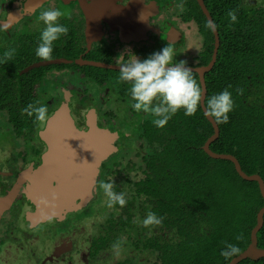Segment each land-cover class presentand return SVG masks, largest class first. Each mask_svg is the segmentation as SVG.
<instances>
[{
  "label": "trees",
  "instance_id": "16d2710c",
  "mask_svg": "<svg viewBox=\"0 0 264 264\" xmlns=\"http://www.w3.org/2000/svg\"><path fill=\"white\" fill-rule=\"evenodd\" d=\"M204 1L219 38L215 63L204 75V104L225 88L234 101L228 123L217 124L219 136L209 147L235 156L246 174H258L264 181V0ZM194 5L203 34L195 65H207L214 36L196 1ZM229 11H234L235 23L230 22ZM11 38L14 41L8 49H15V53L0 63V123L27 143L33 136L39 139L43 122L36 121L35 115L28 117L22 109L30 103L45 104L48 118L59 106L56 94L40 96L35 91L45 85L48 77H43L48 76V70L59 64L23 72L34 61L37 44L33 48L23 37ZM8 49L0 51V59ZM28 50L32 59L23 57ZM86 70L92 71L93 83L113 86V96L117 93L124 100L130 99L131 85L118 84V72L97 67ZM99 71L105 73L104 78L113 77L114 83L97 80ZM193 75L199 84L197 74ZM237 90L242 91L237 94ZM143 113L131 122L127 120V129L119 137L121 147L118 142L120 148L100 165L101 192L93 197L103 193L99 188L102 182H113V191L124 192L127 204L105 208L94 223V240L86 253L89 263L106 260L101 256L105 251L122 256L123 261L117 264H225L219 252L226 243L236 245L240 254L250 242L256 214L264 205L257 182L242 179L231 161L213 159L204 152L202 146L213 128L200 105L191 117L179 111L163 128L153 125L150 112ZM149 211L163 217L161 225L141 226ZM237 236L241 238L237 240ZM257 242L264 248V216ZM116 244L119 248L114 249ZM240 264H264V258Z\"/></svg>",
  "mask_w": 264,
  "mask_h": 264
},
{
  "label": "flooded vegetation",
  "instance_id": "af4514ba",
  "mask_svg": "<svg viewBox=\"0 0 264 264\" xmlns=\"http://www.w3.org/2000/svg\"><path fill=\"white\" fill-rule=\"evenodd\" d=\"M83 1L86 2V4L84 3L86 10L77 0H44L39 4H36V0L34 3L33 0H0V47H4L10 42L12 32L15 30L14 28L21 24L24 18H30L31 15L37 14L41 8L45 6L52 5V7H55L53 9H60V5H64V7L62 6L63 8H73L75 16L68 21L58 20V23L65 25L68 28V33L54 42L52 54H64V60L67 62L57 64H64V66L74 65L79 70L82 69V72L80 71L78 77L83 81V85H86L87 82H94V79L90 74L92 71L88 72L86 70L89 69V67H97L118 72L117 63L126 62L129 59V53L134 54L138 59L142 60V54L140 53L139 48L135 46L144 42H146L148 46L152 44L151 46L146 47L147 52H149V50L157 52L160 51L158 50L159 47L168 46L174 50V53L179 54L178 60H184L182 58L183 56H190L191 61L184 60L186 61V66H205L195 65L199 61L196 58L202 50L203 34L200 30V23L198 22L199 15L195 7L196 5H194V1H196L208 22L211 21L210 29L214 36V31L212 29L214 24L204 0H202V2L208 15L203 12L197 0H106L107 3L105 1L96 3L99 0ZM116 8L117 10H115ZM112 10L119 13H115V15L112 13V15ZM87 15L90 17H97L99 23L96 21V24L94 25L93 22L91 25L88 24ZM116 15L120 17H116ZM90 27H93V30L89 29ZM41 30L42 29L38 30L36 34L32 36L30 42L27 41L32 44L33 48L35 44L38 43ZM198 43H200L199 47H197ZM28 51L30 53H24L23 57L32 59V52L31 50ZM41 61L42 60H39L35 56L34 61L30 62L28 65ZM93 63L104 64L108 67L95 66ZM84 70L87 72H84ZM64 71L67 74V70ZM50 74L52 75V73ZM103 75H105V73H100L99 71L97 80L104 78ZM47 77L50 79L48 74V76L45 75L43 77V80ZM104 79L110 83L112 82L111 85L114 83L113 77H105ZM74 92L75 91L73 90H69L68 92L66 90L59 91V89L56 88V95L59 98L57 100L60 101L59 106L62 102H67L71 117L79 129H86V117L92 116L94 113L97 118L98 127L104 129L107 128L111 132L117 133L118 137L114 143L117 151L119 148L117 143L119 142L120 134L127 129L125 123L127 120H130L131 122L133 118L139 117L142 111H133L130 107V99L128 98L124 100V98L118 96L117 93H115L111 101H109L108 106H103L102 109L98 110V107L94 105V103H96L95 100L88 102L89 97L85 90L80 97L75 96ZM112 100L115 102L122 101V103L118 102V107L120 109L124 108L122 107L123 102H126L127 105L124 109H127V113L123 114V117L126 119L125 123H118L120 126L119 128L116 127L117 123H115L113 119L119 117L121 120L123 117L119 115L118 107L112 105ZM58 107H56L53 112ZM105 108L111 109L112 112H110L109 119L106 120L107 122H100L99 119L102 120V118H106L104 116L106 112ZM98 111H100L99 114ZM136 113L138 114L136 115ZM37 145L39 144L32 141L29 142L26 145L28 148H25L28 150L27 152L22 145L16 144L14 150H10L9 156L6 157V162L0 166V197L6 195L14 185L18 188L13 203L0 215V253L9 245L8 244L6 247L4 241H15V238L12 236H10L12 237L10 238L8 235H11L13 233L11 230L15 228H13V226H5L6 223L13 222L12 216L22 220L23 223L26 221L24 224L26 229L27 226L29 228H34V226H31L30 222L26 220V214L28 212H34L35 206L24 194V190L27 184H29V181L26 178L22 179V177H25L23 174L24 172H32L42 162V154L46 151V145L42 141H40L39 147H37ZM99 181L100 175L96 182V191L93 195L98 191ZM13 208H15L14 211H19V214L13 212ZM10 212L12 215L11 218H6ZM5 218L6 221L4 222ZM49 220L51 221V219ZM49 220L40 222L35 227H39ZM52 220L57 222L55 218ZM71 247L72 245L69 241L61 240L60 244L58 243L52 248L51 253L46 251L42 258L40 257L37 259V255L34 254V250L31 246H27L23 260H29L31 264H54L59 262L58 258H61L60 261L62 262V254L69 251ZM47 248L49 247L47 246ZM86 253L83 257L84 263L90 264ZM242 261L237 264H240Z\"/></svg>",
  "mask_w": 264,
  "mask_h": 264
},
{
  "label": "water",
  "instance_id": "95a60500",
  "mask_svg": "<svg viewBox=\"0 0 264 264\" xmlns=\"http://www.w3.org/2000/svg\"><path fill=\"white\" fill-rule=\"evenodd\" d=\"M43 1L36 0V4ZM77 1L86 10L84 6L86 2L83 0ZM102 1L107 3L106 0H99L96 3ZM197 1L203 12L208 15L202 0ZM34 2L35 0H33ZM115 10H112L111 14L114 13L115 15V13H119ZM116 17L120 16L116 15ZM97 19V17L87 15V22L90 25L92 22L93 25L96 24ZM92 28L90 27L89 29ZM212 29L214 31V50L210 62L205 66H186L191 68L198 76L202 90L200 107L205 118L213 128L212 135L208 137L202 148L213 159L231 161L235 171L242 179L256 181L261 196L264 199V181L258 174H246L235 156L227 153H216L209 147L219 136L218 125L208 118L204 112V100L206 96L204 75L213 67L219 45L217 31L214 27ZM64 62L67 61L64 59L41 61L28 65L23 72L39 66ZM93 65L108 67L100 63H93ZM38 136L46 145V151L42 154V162L32 172H24L25 177H22V179L26 178L29 181L24 194L35 206L34 212L26 214V220L34 227L38 223L49 219L55 218L57 221H60L64 219L67 213L77 211L88 204L93 197V193L96 191L99 167L104 160L116 151L114 142L117 139L116 132H111L108 129L97 126L94 113L92 116L86 117V129H79L71 117L67 102H62L46 119L44 127L38 132ZM17 191L18 188L14 185L6 195L0 197V215L11 206ZM263 216L264 205L256 214V224L250 231L249 244L240 254L232 258L231 264H237L245 259L257 260L264 258V248L258 247L257 242V232L263 225Z\"/></svg>",
  "mask_w": 264,
  "mask_h": 264
},
{
  "label": "clouds",
  "instance_id": "9594fccd",
  "mask_svg": "<svg viewBox=\"0 0 264 264\" xmlns=\"http://www.w3.org/2000/svg\"><path fill=\"white\" fill-rule=\"evenodd\" d=\"M63 15L64 13L59 9H47L39 13L38 20L43 24L35 48V56L39 60H52L54 42L61 36L67 35L68 28L58 23ZM227 15L230 22H236L237 17L234 11H229ZM209 26L211 21L206 24V27ZM14 53L13 48L6 50L0 63L10 60ZM174 57V50L165 46L143 60L129 53V59L126 62L117 63L119 72L117 83L131 85L128 89L131 109L135 112H150L154 117L152 123L156 128H163L181 110L186 117L195 115L202 100V90L193 75V70L186 67V61H176ZM240 91L242 90H237V94H240ZM233 109L234 101L228 88L210 96L204 105L205 115L216 124L228 123V114ZM47 111V106L39 102L30 103L22 109V113L28 117L35 115V120L38 122H44L47 119ZM100 188L107 197V207L111 208L114 205L124 207L127 204L124 192L113 191V182H102ZM162 221L163 217L149 211L142 220L141 226L155 227L161 225ZM240 238L236 237L237 240ZM113 248H119V244L113 245ZM239 251L236 245L226 243L219 255L223 257L225 264H231L232 258Z\"/></svg>",
  "mask_w": 264,
  "mask_h": 264
},
{
  "label": "rangeland",
  "instance_id": "374dc122",
  "mask_svg": "<svg viewBox=\"0 0 264 264\" xmlns=\"http://www.w3.org/2000/svg\"><path fill=\"white\" fill-rule=\"evenodd\" d=\"M247 0H241L240 2L244 3ZM248 2H255L254 0H248ZM247 3V2H246ZM64 5H60V11L64 13L63 16L59 18L60 20H70L75 16V11L73 8L69 7L68 8H63ZM55 7L50 6H45L41 8V10L35 14L31 15L30 18H24L23 22L16 26L14 31L12 32L11 37H23L25 40L27 39L30 42V39H32V36L36 34V32L40 29H42L43 24L38 20L39 13L43 10L47 9H53ZM29 17V16H28ZM22 38V39H23ZM14 41L13 38H10V44H12ZM198 43V46L199 47ZM152 45V44H151ZM149 45V46H151ZM148 44L146 42L139 44L138 46H135L139 48L140 53L142 54V60L150 56L154 51L149 50V52L146 51V47ZM148 46V47H149ZM9 43L5 45L4 47H0V51H4V49H8ZM165 46H161L158 48L160 50ZM158 52V51H157ZM175 57L174 60L180 61L179 59V54L174 53ZM116 58V57H114ZM184 60L191 61L190 56H183L182 57ZM52 59H64V54L57 53V54H52ZM64 70H67V74ZM80 71L82 72V69H78L75 66H64V65H57L56 67H51V69L48 70V74L50 77L45 80V85L42 84L37 87V90H35L37 93H40L38 95L40 96H45L47 94H56L54 93L56 91V88L59 89V91L66 90L67 92L69 90H73L74 95L77 97H80L83 91L85 90L88 94L89 101L95 100L96 103H94L95 106L98 107L99 109H102L103 106H108L109 101L113 98V92L110 88H113V86H107V85H98L95 83H89L87 82L86 85H83V81L79 79V73ZM84 72H87L84 70ZM52 73V75L50 74ZM75 75V76H73ZM55 84V85H54ZM54 88V89H52ZM109 89V90H107ZM54 90V92H52ZM102 97V99H101ZM113 101V100H112ZM119 103H122V101H118ZM118 102L113 101L112 105L118 107ZM126 102H123V109H120L118 107L119 115L123 117V114L127 113L126 107ZM100 107V108H99ZM107 114L106 118H102V120L99 119L100 122H107L106 120L109 119V114L111 109L105 108ZM100 111H98V114ZM138 113H136L137 115ZM144 114V113H143ZM115 123H117V128L120 126L118 123H125V118H120L116 117L113 119ZM46 121V120H45ZM45 121L43 122V126L45 125ZM133 121V120H132ZM4 126L2 123H0V166L6 162V157L9 156L10 150H14L16 144L22 145V147H26V145L29 143H26V141H22L21 139H17L14 135V133L10 132L9 129L4 130ZM40 139H38L36 136L32 137V142L39 144L40 145ZM122 141V139H119V143ZM31 142V141H30ZM37 145V147H39ZM121 147V143L119 144ZM119 147V148H120ZM30 149V147H29ZM27 152L28 150L25 149ZM132 161L135 160L133 156L130 157ZM1 169V167H0ZM129 171L131 170L130 168L128 169ZM120 178V177H116ZM116 178H112L116 179ZM9 181V179H8ZM1 183V182H0ZM8 184V182H7ZM100 188V187H99ZM98 193L101 192L97 191ZM103 193L96 194L95 197L91 199V201L84 206L83 208L77 210V211H72L68 213L64 219L60 221H54L51 219V221H47L46 223L42 224L39 227H34V228H29L24 225L26 223H23L22 220L17 219L16 217H13L11 215V212L8 213L7 217L12 216V221L11 223H6L5 226H13L11 231L13 232L10 236L15 238V241H4L6 244V247H8L3 250L0 253V264H31L29 260H23L24 254H25V249L27 246H31V248L34 250V254H36V258H42L43 254L47 252L51 253L52 248L56 244H60L61 240L64 241H69L72 245L71 249L67 251L65 254H62L63 257V263L60 261L61 258H58L59 262H56L54 264H85L83 257L84 254L89 250L90 248V241L94 240V237H92L93 234V229H94V223H97L100 220L101 213H103V210L105 208L107 209V197L104 195V197H101ZM15 208H13V212ZM19 214V211L16 212ZM6 218L4 222L6 221ZM10 220V219H7ZM10 237V238H12ZM8 238V237H7ZM17 239V241H16ZM34 239V240H31ZM35 247H34V246ZM47 246L49 248H47ZM45 247V249H44ZM37 248V249H36ZM44 249V250H43ZM128 250V249H127ZM102 257H106V260L99 261L97 264H117L120 261H123L122 256L121 258H118L119 255H110L106 254L105 251L101 252ZM35 258V257H34ZM35 258V259H36ZM57 259V258H56Z\"/></svg>",
  "mask_w": 264,
  "mask_h": 264
}]
</instances>
